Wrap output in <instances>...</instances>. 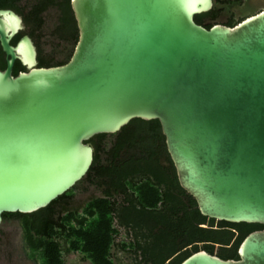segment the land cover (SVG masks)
<instances>
[{
    "label": "water",
    "instance_id": "95a60500",
    "mask_svg": "<svg viewBox=\"0 0 264 264\" xmlns=\"http://www.w3.org/2000/svg\"><path fill=\"white\" fill-rule=\"evenodd\" d=\"M70 60L41 67L23 16L0 8V226L75 187L91 139L158 120L180 186L209 218L264 225V9L234 26L195 16L214 0H71ZM25 71L14 74L17 61ZM239 259L200 249L180 264H264V228Z\"/></svg>",
    "mask_w": 264,
    "mask_h": 264
},
{
    "label": "trees",
    "instance_id": "16d2710c",
    "mask_svg": "<svg viewBox=\"0 0 264 264\" xmlns=\"http://www.w3.org/2000/svg\"><path fill=\"white\" fill-rule=\"evenodd\" d=\"M244 0H214V7L195 16L197 23L210 28L220 21L227 5L241 4ZM0 8H11L21 14L27 30L18 34L13 44L28 33L38 48L39 66L51 67L67 63L79 39V30L71 0H0ZM260 11V10H259ZM258 11V12H259ZM56 14L48 27L50 14ZM257 13V12H256ZM255 14V13H254ZM250 16V15H248ZM248 16L237 18L232 13L225 24L234 26ZM47 39V41L45 40ZM50 42L53 51L46 52L44 44ZM61 47V48H60ZM63 53L57 57V52ZM7 66L6 56L0 45V67ZM18 60L14 74L25 71ZM96 148L93 164L84 179L50 205L34 213H4V221L19 219L24 231L28 257L38 264H66L65 254L80 253L91 264H118L112 254L121 227L147 228L144 234L150 241L157 237L149 249L143 250L142 260L135 264H180L186 257L200 249L224 259H239L238 248L247 234L263 229L262 224L231 223L204 216L196 200L179 184L173 161L168 153L165 136L158 120L133 119L116 134H100L91 139ZM162 159L165 164L162 165ZM170 169L179 192L188 196L189 205L182 197L172 233H155L158 224L168 220L158 213V205L169 194L162 183L166 182L162 169ZM138 176L146 177L136 180ZM80 183L88 191L92 186L101 195L92 196L80 205L76 198ZM163 218H161V217ZM4 233L0 226V239ZM123 250L134 244L121 242ZM191 245L173 261L169 257L181 246ZM136 250L143 249L138 241Z\"/></svg>",
    "mask_w": 264,
    "mask_h": 264
},
{
    "label": "rangeland",
    "instance_id": "374dc122",
    "mask_svg": "<svg viewBox=\"0 0 264 264\" xmlns=\"http://www.w3.org/2000/svg\"><path fill=\"white\" fill-rule=\"evenodd\" d=\"M264 9V0H244L241 4L227 5L224 12L221 15L220 21H225L232 13L236 14V17L252 15L259 10ZM56 14H50L48 18V27L54 22ZM47 41V39L45 38ZM47 53L53 51V47L50 42L44 44ZM61 48V47H60ZM57 57H62L63 53L58 51ZM85 183H80L77 189L78 194L76 198L77 205L83 203V201L88 200L92 196L101 195V191L97 190L95 187H91L88 191L84 190ZM4 233L0 239V264H38L37 261L32 260L28 257L24 231L22 228L21 221L19 219L6 220L1 225ZM125 234L118 237L117 241L120 242L124 239ZM222 247L217 245L214 247L216 254L222 251ZM115 255V260L120 264H129V254L119 250L115 247L113 250ZM65 259L67 264H91L89 260H85L83 256L79 253H66Z\"/></svg>",
    "mask_w": 264,
    "mask_h": 264
},
{
    "label": "flooded vegetation",
    "instance_id": "af4514ba",
    "mask_svg": "<svg viewBox=\"0 0 264 264\" xmlns=\"http://www.w3.org/2000/svg\"><path fill=\"white\" fill-rule=\"evenodd\" d=\"M225 22H226V20L223 21L224 24H225ZM161 163H162V165L166 164L168 166V164L165 163V161L163 159H162ZM162 171H163V175L166 177V182L162 183V187L164 188L165 192H167V194H169V196L167 198L163 199L161 202H159L157 211H158V213L166 215L168 220L163 219L158 224L157 228L155 229V233H157V234L158 233L162 234L163 232H168V233L173 232V230L175 228L174 224H175L176 218L178 216V210L180 208L179 199L181 197H182L185 204H187V205L190 204L188 201L189 200L188 196L186 194L180 193L179 188L176 186V184L174 182V179L170 178V176L172 175V173H171L172 171L170 169H167V168L162 169ZM142 178H146V177L138 176L136 178V180H141ZM161 218H163V217H161ZM130 223H131L130 226L125 225V226L121 227V233L119 236L125 234L124 239L121 240L120 242L117 241V243L113 247V250L115 249V247H118L119 250L128 253L129 259H130L129 264H135L137 259L142 260L143 250L149 249L148 246L151 247L152 243L157 239V237L151 238L149 241L148 238H146L144 235L147 232L148 227L145 226V228H141V226H139V225L135 226L133 224H136V223L133 221ZM138 241L141 242L143 249L140 248L139 250H136L135 244ZM121 242H127L129 244H134V245H133V247H129L127 250H123L121 247V244H120ZM191 248H192L191 245L179 247L178 250L175 251L169 257V259L167 260V263H169L170 261H173L183 251L190 250ZM113 250H112V254H113V258L115 260L116 257L114 255ZM117 263L120 264L119 262H117ZM122 264H124V263H122Z\"/></svg>",
    "mask_w": 264,
    "mask_h": 264
},
{
    "label": "crops",
    "instance_id": "0c3cea01",
    "mask_svg": "<svg viewBox=\"0 0 264 264\" xmlns=\"http://www.w3.org/2000/svg\"><path fill=\"white\" fill-rule=\"evenodd\" d=\"M82 255V254H81ZM83 256V255H82ZM83 258H84V256H83ZM85 259V258H84ZM66 264H67V262H66Z\"/></svg>",
    "mask_w": 264,
    "mask_h": 264
}]
</instances>
